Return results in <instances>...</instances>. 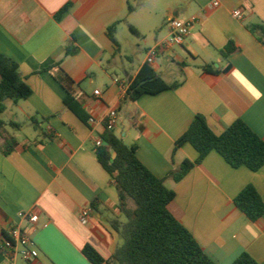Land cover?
Wrapping results in <instances>:
<instances>
[{
  "label": "crops",
  "instance_id": "1",
  "mask_svg": "<svg viewBox=\"0 0 264 264\" xmlns=\"http://www.w3.org/2000/svg\"><path fill=\"white\" fill-rule=\"evenodd\" d=\"M237 8L241 19L232 16ZM171 17L195 22L181 46L162 49L149 65L166 83H181L131 100L127 88L147 52L167 39ZM115 22L114 43L106 29ZM252 24L264 26V0H220L217 7L208 0H0V53L18 64L31 88L13 105L25 119L47 118L43 126L54 131L43 144H36L34 131L7 153L0 140V264H9L4 244L13 227L37 251L34 259L16 257L13 264H91L82 254L85 244L103 259L120 245L109 222L124 219L118 193L94 152L110 109L126 126L119 136L116 124L113 133L134 144L138 160L173 190L167 209L205 255L214 264H230L246 252L264 264V215L250 221L233 202L248 184L264 201V166L233 168L211 151L179 182L167 177L198 156L188 143L173 151L197 114L215 134L239 118L264 140V32H250ZM229 43L235 50L224 59ZM130 44L136 54L143 50L136 62L128 56ZM67 45L77 52L64 56ZM64 75L84 121L63 103ZM82 209H89L86 223L79 219ZM21 211L37 221L20 218Z\"/></svg>",
  "mask_w": 264,
  "mask_h": 264
},
{
  "label": "trees",
  "instance_id": "2",
  "mask_svg": "<svg viewBox=\"0 0 264 264\" xmlns=\"http://www.w3.org/2000/svg\"><path fill=\"white\" fill-rule=\"evenodd\" d=\"M61 8L56 17L64 12ZM116 22L106 29L107 36L115 43ZM250 32H264V26H247ZM229 43L221 55L224 59L234 51ZM77 52L71 45L65 47L64 56ZM160 51H157V54ZM60 61L57 62V65ZM203 70H208L202 65ZM48 67L46 70H49ZM66 95L65 107L79 119L86 120L81 104L73 97L71 79L64 75L59 79ZM181 82L166 83L149 64H144L127 88V95L136 100L143 94H156L164 90L175 89ZM31 88L24 82L18 70V64L0 53V140L3 153L16 147L13 136L5 126L21 128L23 122H4L1 114L5 111V101L12 104L27 98ZM38 133L36 144L53 139V129L47 124V118L30 116L26 118ZM101 143L94 147L97 161L111 176L118 193V209L124 216L111 219L110 225L121 239L112 254L103 259L90 245L82 248L83 256L91 264H214L196 243L191 234L169 213L167 207L175 193L163 184V179L155 177L137 158L136 146L127 145L112 130L105 127L100 136ZM184 143L190 144L198 153L196 160L184 159L180 165L170 171L167 177L179 182L195 165L211 151L217 152L233 168L245 166L257 171L264 166V140H262L242 119L233 121L220 134H215L201 114L195 115L185 132L175 141L173 151ZM234 205L250 220L255 221L264 215V201L248 184L233 199ZM230 264H257L246 252L238 255Z\"/></svg>",
  "mask_w": 264,
  "mask_h": 264
},
{
  "label": "built area",
  "instance_id": "3",
  "mask_svg": "<svg viewBox=\"0 0 264 264\" xmlns=\"http://www.w3.org/2000/svg\"><path fill=\"white\" fill-rule=\"evenodd\" d=\"M212 7L219 6L220 0H208ZM232 16L236 19H241L242 9L237 8L233 10ZM195 22V18L178 19L171 17L167 19L166 26L168 29L167 39L158 46L152 48L147 52L146 63L151 64L154 57L157 55V51H161L164 48L173 46H181L185 38L189 35L190 28ZM94 94H98V91H94ZM117 124V114L114 109H110L104 119V127L112 130ZM101 140L97 139L94 145H100ZM89 209H82L79 215L81 223H86L88 220ZM20 218L27 219L28 221L35 223L37 221V215L30 212L21 211L18 213ZM4 253L9 264H13L16 257H20L24 261H29L37 256V251L31 247V240L28 235L18 227H13L9 231V238L4 244Z\"/></svg>",
  "mask_w": 264,
  "mask_h": 264
},
{
  "label": "rangeland",
  "instance_id": "4",
  "mask_svg": "<svg viewBox=\"0 0 264 264\" xmlns=\"http://www.w3.org/2000/svg\"><path fill=\"white\" fill-rule=\"evenodd\" d=\"M131 48V51L128 53V56H132L133 62H136L135 56H139L143 54V50H141L139 53H134L136 51V48L133 47V45H129ZM122 61L126 63V60L124 57H122ZM5 106L6 109L5 111L1 114V119L4 122H9V121H16V122H23V125L21 128H13L10 126H5V130L9 132L13 138L17 141L23 140L25 138H31L34 136V130L32 128V125L29 121H26V119L19 113V111L16 109V107L12 104L10 100L5 101ZM126 126L120 124H117L115 132L117 135L120 136L122 131H125ZM124 220V219H123Z\"/></svg>",
  "mask_w": 264,
  "mask_h": 264
}]
</instances>
